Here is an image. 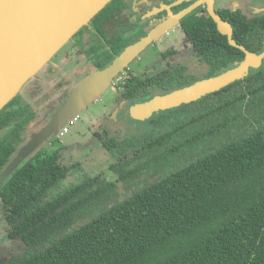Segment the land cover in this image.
Segmentation results:
<instances>
[{"label":"trees","instance_id":"obj_1","mask_svg":"<svg viewBox=\"0 0 264 264\" xmlns=\"http://www.w3.org/2000/svg\"><path fill=\"white\" fill-rule=\"evenodd\" d=\"M233 23L237 43L264 51V18L251 29L244 17ZM216 27L197 12L183 21L211 73L219 75L244 61L245 53ZM15 101L0 111V174L35 120L34 110ZM195 103L207 108L202 118L217 113V125L235 129L231 139L181 162L218 132L194 120L177 124L179 113L164 111L152 120L171 128L161 136L102 143L118 160L110 169L127 195L103 175L62 189L69 168L61 165L59 150L40 149L26 159L0 189L9 235L25 250L0 264H264V63L181 105L183 112ZM173 136L182 139L169 148ZM153 172L157 178L139 180Z\"/></svg>","mask_w":264,"mask_h":264},{"label":"flooded vegetation","instance_id":"obj_2","mask_svg":"<svg viewBox=\"0 0 264 264\" xmlns=\"http://www.w3.org/2000/svg\"><path fill=\"white\" fill-rule=\"evenodd\" d=\"M112 1L105 7L106 10L102 14L98 13L89 25L83 27L75 34L41 72L25 85L26 88L28 87V91L20 93L17 106L18 104L24 107L29 106L34 110L35 120L33 122L36 127L41 123L39 118L42 117L38 109L46 110L52 107L54 111L50 113L49 120L41 128L43 129L50 123L54 114L66 104L67 98L74 88L72 86L75 82H79L81 77H89L94 70H102L110 66L128 47L141 41L169 17L188 8L198 0ZM234 2L235 0H214L213 5L216 13L232 25L233 39L236 31L233 22L236 16L244 17L249 22V29L254 27L251 22L258 18H264V0H239L238 4L233 7ZM196 12L198 15L202 14L211 17L208 5H201L185 17L179 25L167 32L158 41L149 45L145 51L139 54L126 67L124 72L114 79L110 86H112L111 89L117 97L118 109L108 114L102 125L97 130H94L101 146H104L102 144L104 141L113 138L118 142L127 139H119L117 134L113 133L115 126L113 128L110 127L112 123L121 126L124 123V119L132 118L137 120L132 115V109L136 104L218 75L211 73V65L199 54L183 28V21ZM216 28L218 29V26ZM174 30H182L185 35L172 39V43L166 46V39ZM260 43L264 44V41H260ZM147 51L150 52L149 56L151 58L155 54L160 58L150 62L145 68L139 69V71L141 70L139 74L133 70L131 65L134 62L144 61L143 53ZM193 57H196L209 70L206 73H201L203 75H196L198 68H195V71L192 69ZM151 70L153 72H150ZM29 84L30 86H28ZM34 98L35 100H33ZM35 102L40 106L36 105ZM76 119H78V115ZM117 127L116 131L121 129V127L120 129ZM41 129L39 128L38 130L40 131ZM102 131L105 133V137L101 134ZM108 132H110V135L112 132L113 136H110ZM32 134L29 136L26 132L24 135V138L26 136L29 137L27 142L31 139ZM53 137L52 135L38 150L45 148V145H49ZM128 138H133V136ZM104 148L110 153L106 147ZM56 150L61 153V165L68 167L69 173L80 166L79 161H75L73 164H71L72 162L70 164L67 162V165H64V160L66 159H63V149ZM3 215L6 219L4 213Z\"/></svg>","mask_w":264,"mask_h":264},{"label":"water","instance_id":"obj_3","mask_svg":"<svg viewBox=\"0 0 264 264\" xmlns=\"http://www.w3.org/2000/svg\"><path fill=\"white\" fill-rule=\"evenodd\" d=\"M111 1L0 0V111ZM203 4L208 5L210 16L220 33L228 37L230 45L245 53L244 61L219 75L136 104L132 109L133 117L147 120L159 111L172 109L213 93L244 77L250 69H259L263 65L264 51L260 54L253 53L237 43L233 39L232 25L214 10V0H198L169 17L141 41L128 47L110 66L94 70L83 83L73 88L66 104L54 114L50 123L32 134L31 139L0 174V189L16 169L52 135L59 134L71 118L76 117L88 104L108 90L114 79L139 54Z\"/></svg>","mask_w":264,"mask_h":264},{"label":"rangeland","instance_id":"obj_4","mask_svg":"<svg viewBox=\"0 0 264 264\" xmlns=\"http://www.w3.org/2000/svg\"><path fill=\"white\" fill-rule=\"evenodd\" d=\"M238 2L239 0H235V2L233 3V7H235ZM183 35L185 34L182 30H174V32H172L169 37H167L165 42L166 46H169L172 43V39H177ZM149 55V51L143 53L144 61L134 62L131 65L133 70L137 71L140 74L141 70L139 71V69L145 68L150 62L156 61L160 58L156 54L152 58ZM202 64L203 63L197 60L196 57H193L192 69L194 70L195 68H198V72L196 74L198 76L203 75L201 73H206L209 70L206 66H203ZM150 72H153V70H151ZM87 78V76L81 77L79 82H75L72 88H76L79 83H83ZM28 86H30V84ZM111 88L112 86H110L108 90L103 92L94 101L88 104L86 108H84L81 112L77 114V122L71 127L70 131L65 136L59 137L60 133L57 135H53L54 137L50 141V144L45 145V148H43V150L46 151H53L62 148L63 159H66L64 160V165H67V162H69L68 164H70L71 162V164H73L75 163V161H79L80 163V166L78 168H74V170L68 173L67 180H65L61 185L62 189L69 188L73 185L82 182L83 179L86 178L88 175H103L111 180L117 181L120 192L123 195L128 194V191L125 190L123 182L118 181V176L114 174L110 169L111 164L118 161L117 158H115L111 153H108L104 146H101L98 136H96V134L94 133V130H97V128L102 125L103 120H105L108 114L118 109V104L116 103L117 97ZM22 91H28V87L23 88ZM20 93L14 98L16 99L14 104L12 103L15 106L19 101ZM33 100H35V98ZM35 103L36 105H38L37 102ZM193 105L194 106L188 107V109L186 110L187 112H183L184 109L182 108V106L167 111H174V114L179 113V115L174 116V118L177 120V124L184 123L187 121L191 122L192 120H194L196 124L203 123L207 127V129H211L214 132H218L219 137L216 135L218 138L216 137L214 139H206L208 142L205 145H201L199 151H197V149L190 150V153L188 152L187 154H185V156L181 157V162L185 160H191L192 157L196 156V153H204L206 150L211 149V147H216L220 145L221 142L228 141L229 139H231L232 134L234 135V131H236L235 129H233L234 131L232 129L230 130L229 128L226 129L223 124L217 125L216 120L219 117L217 113H214L210 117H206L205 119L202 118V116H206L207 110V108L203 106L204 104L202 105L201 103H195ZM203 109L204 111H202ZM38 110L42 116L41 118H39V122L41 121V123L37 127L34 125V122H31L29 124V127L26 131L29 136L32 133H37V131L39 132L38 129H41L45 125V123H47V121L49 120L50 113L54 112L52 110V107H49V109L46 110L42 108ZM162 112L160 113L162 114ZM160 113L154 114L152 118L146 121L134 120L132 118L124 119V123L121 126L112 123L110 128H113V126H115V128H113L115 129L113 130V133L117 134V137L119 139H124L131 136H133V138L138 137L139 139L140 137L149 136L154 139L161 136L163 133H166L167 131L171 130L170 127H163L162 125L158 126L157 124L153 123L152 120L157 119L158 116L161 115ZM230 123L231 122H229L228 124ZM117 126L119 127V129L121 127V129L118 131H116ZM224 129L225 131H223ZM108 133L110 135V132ZM113 133L111 132L110 136H113ZM101 134L103 135V137H105V133L103 131L101 132ZM27 138L29 139V137L27 136L26 138H24L25 142H27ZM181 139L182 138L180 136H173V139L168 143L170 146L169 148H172V146H174ZM133 155L134 154H131L130 157H133ZM175 158L176 157L173 158L174 164L181 163ZM145 173L141 176V178H139V180L144 181L147 179L158 177V175L154 172L152 174ZM0 216V262H2L11 256H18L23 253L25 250V243L18 237H10V229L7 225L6 219L3 217L4 215L2 213L1 206Z\"/></svg>","mask_w":264,"mask_h":264},{"label":"built area","instance_id":"obj_5","mask_svg":"<svg viewBox=\"0 0 264 264\" xmlns=\"http://www.w3.org/2000/svg\"><path fill=\"white\" fill-rule=\"evenodd\" d=\"M77 122L76 117L71 118L60 130V136H65L71 127Z\"/></svg>","mask_w":264,"mask_h":264},{"label":"crops","instance_id":"obj_6","mask_svg":"<svg viewBox=\"0 0 264 264\" xmlns=\"http://www.w3.org/2000/svg\"><path fill=\"white\" fill-rule=\"evenodd\" d=\"M1 217V216H0Z\"/></svg>","mask_w":264,"mask_h":264}]
</instances>
